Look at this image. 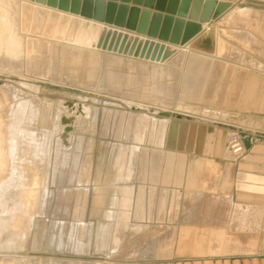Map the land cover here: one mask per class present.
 I'll return each instance as SVG.
<instances>
[{
  "label": "rangeland",
  "instance_id": "1",
  "mask_svg": "<svg viewBox=\"0 0 264 264\" xmlns=\"http://www.w3.org/2000/svg\"><path fill=\"white\" fill-rule=\"evenodd\" d=\"M30 6L23 0H0V264H135L152 249L161 250L165 237L178 235L181 227L166 222L187 221L191 211L186 206L196 199L177 192L174 209L151 210L149 217L143 192L136 195L127 184L121 195L115 188L123 160L131 159L123 171L128 179L140 144L163 142L171 117L160 116L161 111L226 122L237 119L232 112L241 100L236 92L239 88L242 93V78L264 79V0H219L216 24L202 30L209 29L217 50L215 43L212 54L188 43L165 60L156 44L144 47L130 38L132 34L126 40L109 36L110 28L125 34L109 24ZM14 33L25 45L16 53L6 48ZM256 90L258 96L243 107L245 114L255 111V118L244 115L239 120L246 128L264 132V84ZM87 99L92 100L89 111L64 124V108ZM176 106L183 109L176 111ZM22 125L39 137L48 134V150L24 156L11 146L23 169L10 172L8 141ZM68 125L72 130L66 132ZM8 173L14 176L6 189ZM34 180L41 191L32 202ZM220 201L216 205L228 208L201 212L224 223L232 211ZM192 213L198 215L199 210ZM143 219L144 225L135 221ZM4 223L9 224L5 230ZM7 227H12V236L3 234ZM227 237L231 247L235 238L231 232Z\"/></svg>",
  "mask_w": 264,
  "mask_h": 264
},
{
  "label": "crops",
  "instance_id": "2",
  "mask_svg": "<svg viewBox=\"0 0 264 264\" xmlns=\"http://www.w3.org/2000/svg\"><path fill=\"white\" fill-rule=\"evenodd\" d=\"M208 30L191 40L190 47L212 54L216 44L217 50V41L211 39ZM242 81V93L239 88L236 92L241 100L232 112L237 118L234 122L209 120L197 114L171 117L166 121L167 136L161 144H140L134 173L128 179L123 171H127L131 159L127 156L123 160L115 188L121 195L122 186L127 184L136 195L143 192L142 204L149 217L151 210L174 209L177 192L190 194V201L196 199L186 206L191 211L187 221L166 222L181 227L178 235L165 237L161 250L159 246L152 249L150 256L141 255L135 264H264V214L255 210H264V132L246 128L239 120L244 115L255 118V111L245 114V109L258 96L256 87H261L264 79L245 75ZM234 129L247 136L246 151L238 157L227 150L226 136ZM218 201L227 203L232 211L227 222H215L218 218L213 214L201 212L228 208L216 205ZM198 210V215L192 213ZM145 219L135 221L144 225ZM230 232L235 238L231 247L227 242Z\"/></svg>",
  "mask_w": 264,
  "mask_h": 264
},
{
  "label": "water",
  "instance_id": "3",
  "mask_svg": "<svg viewBox=\"0 0 264 264\" xmlns=\"http://www.w3.org/2000/svg\"><path fill=\"white\" fill-rule=\"evenodd\" d=\"M64 11L93 18L96 21L127 28L137 34L152 38L150 41L134 37L135 42L146 47L155 44L160 47V57L165 60L175 54L178 49L175 45L184 46L198 36L204 23L211 22L218 10V0H31ZM101 27L99 26L98 32ZM109 36L117 35L123 40L129 34L118 33L109 29ZM129 37V36H128ZM170 43L171 45H166ZM72 105V103H70ZM164 117L183 118L181 114L169 111L159 113ZM190 117V116H188ZM73 117H63L65 124L72 123ZM72 126L66 127V132Z\"/></svg>",
  "mask_w": 264,
  "mask_h": 264
},
{
  "label": "bare ground",
  "instance_id": "4",
  "mask_svg": "<svg viewBox=\"0 0 264 264\" xmlns=\"http://www.w3.org/2000/svg\"><path fill=\"white\" fill-rule=\"evenodd\" d=\"M23 2H25L26 4H30L31 6L33 5L34 7H39V8H42V9H45V10H48V11H54V12H57L58 14H60V16L61 15H67L69 18H78V19H84V18H87V17H84V16H82V15H78V14H75V13H72V12H70V11H64V10H61V9H59V8H55V7H51V6H48L47 4H42V3H38V2H36V1H31V0H23ZM29 6V5H28ZM27 6V7H28ZM30 6V7H31ZM21 8V7H20ZM30 9V8H29ZM21 10V9H20ZM36 10V9H35ZM38 11H39V9H37ZM37 11V12H38ZM35 13V12H34ZM40 13H41V11H40ZM39 13V14H40ZM43 13H45L46 14V11H44ZM37 14V13H36ZM38 14V15H39ZM53 14V13H52ZM41 15H42V13H41ZM46 16V15H45ZM38 17V16H37ZM49 17V16H48ZM46 17H44V19H45ZM39 19H41V18H39ZM64 19V18H63ZM62 19V20H63ZM78 19H76L77 20V22H79V20ZM90 19V18H89ZM56 20V19H55ZM24 21V20H23ZM52 21V20H51ZM68 21V20H67ZM46 22V21H45ZM56 22V21H55ZM58 22V21H57ZM65 23L64 24H66V20L64 21ZM77 22H75V23H77ZM41 23V22H40ZM53 23V22H52ZM24 24V23H23ZM54 24V23H53ZM58 24V23H57ZM81 24V23H80ZM214 24H216V20L215 19H213L211 22H209V23H204L203 24V26H204V28L205 27H207V26H211V25H214ZM48 25V24H47ZM55 25V24H54ZM69 25V24H68ZM70 25H71V23H70ZM110 25V24H109ZM23 26V25H22ZM49 26V25H48ZM60 26V25H59ZM75 26V25H74ZM78 26V25H77ZM77 26H75V29H76V27ZM111 26H113V27H115L116 29H118V30H120V32H123V33H128V34H132V35H138V36H142V37H144V38H146V39H151V40H153L152 38H148L147 36H143V35H140V34H137L136 32H134V31H130V30H128L127 28H121V27H117V26H115V25H111ZM20 27V26H19ZM28 27V26H27ZM64 27L65 26H63V29H64ZM73 27V26H72ZM16 28V27H15ZM55 28V27H54ZM71 28V27H70ZM78 28V27H77ZM10 29V28H9ZM11 29H12V27H11ZM19 29V28H18ZM45 29V28H44ZM56 29V28H55ZM74 29V30H75ZM53 30V29H52ZM57 30V29H56ZM203 30V29H202ZM9 31V30H8ZM16 30H14V32H15ZM64 31V30H63ZM68 31V30H67ZM71 30H69V33L71 34V32H70ZM13 32V31H12ZM41 32V31H40ZM40 32H39V34H40ZM50 32H51V29H50ZM60 32H62V31H60ZM65 32H66V30H65ZM74 32V31H73ZM62 33H64V32H62ZM62 33L60 34V33H58L59 35H62ZM68 33V32H67ZM17 34H19V33H17ZM30 34V33H29ZM32 34V33H31ZM57 34V35H58ZM73 34H75V33H73ZM12 35V34H11ZM14 36H12V39L10 40L9 39V37H8V39H9V46L7 45L6 46V48L8 47V50H11L10 52H12V51H14L15 53H16V49L20 46V44L22 45V40L20 39V41H19V39L18 38H16V36H15V33L13 34ZM58 35V36H59ZM76 35V34H75ZM1 36V35H0ZM10 36V35H9ZM38 36V35H37ZM67 36V35H66ZM69 36V35H68ZM19 37V36H18ZM47 37V36H46ZM50 37H51V34H50ZM63 37V36H62ZM61 37H59V39H60ZM7 39V38H6ZM8 39L6 40V41H8ZM51 39V38H50ZM54 39L56 40V36H54ZM58 39V38H57ZM143 39V38H142ZM1 40L2 39H0V42H1ZM63 40V39H62ZM71 39H69V41L66 39V41H68V42H72L73 43V41H74V38H73V41H70ZM29 41V40H28ZM29 42H31V40L29 41ZM41 42H42V40H41ZM67 42V43H68ZM24 43V42H23ZM28 43V42H27ZM64 43V42H63ZM66 43V42H65ZM1 44V43H0ZM69 44V43H68ZM30 45V44H29ZM166 45H171L170 43H166ZM187 45L188 44H186V45H184V46H181V45H179V46H177V45H175V47H181V48H183V47H187ZM1 46V45H0ZM25 45H22V47H24ZM37 46V45H36ZM4 47H5V44H4ZM4 47H3V49H4ZM41 47V46H40ZM39 47V48H40ZM46 47V46H45ZM54 47V46H53ZM90 47V46H89ZM26 48V47H25ZM44 49V48H43ZM18 50L19 51H21L19 48H18ZM24 49H22V51H23ZM66 50V48L64 49V51ZM18 51V52H19ZM35 51V50H34ZM39 51H40V49H39ZM48 51H49V49H48ZM58 51V50H57ZM4 52H6V51H4ZM14 52H13V54H14ZM25 52V51H24ZM43 52V51H42ZM45 53V52H44ZM60 53V52H59ZM91 53V52H90ZM8 54H10V53H8ZM7 54V55H8ZM4 55V54H3ZM17 55H19V54H17ZM38 55V54H37ZM49 55V54H48ZM12 56V55H11ZM22 56H24V54L22 55ZM53 56V55H52ZM69 56V55H68ZM9 57H10V55H9ZM55 57V56H54ZM66 57V56H65ZM13 58H14V56H13ZM18 58V57H17ZM81 58V57H80ZM22 59V58H21ZM56 59V58H55ZM75 59V58H74ZM82 60V59H81ZM29 61H30V59H29ZM34 61H35V59H34ZM38 61V60H37ZM75 61V60H74ZM44 62H45V60H44ZM91 62V61H90ZM91 64V63H90ZM53 66V65H52ZM92 71V70H91ZM95 72V71H94ZM92 73V72H91ZM95 75V74H94ZM90 77V76H89ZM93 78V77H92ZM94 79V78H93ZM12 96V95H11ZM14 100V99H13ZM25 101V100H24ZM68 102H70V101H68ZM91 102H92V100H90V99H87V100H85V101H83V102H78V103H76V107H70V106H66L65 108H64V115L66 116V117H73V120L75 119V117H77V114H82V113H86V112H88L89 111V108L91 107L90 105H91ZM31 103V102H30ZM29 104V103H28ZM32 104V103H31ZM68 105V104H67ZM31 106V105H30ZM72 106V105H71ZM76 108V109H75ZM27 109V108H26ZM182 110L183 108H181L180 106H176L175 107V110L177 111V110ZM27 111V110H26ZM74 111V112H73ZM166 111V110H165ZM161 112H163V111H161ZM169 112H172L173 114H174V112L173 111H169ZM31 114H32V110H31ZM30 114V117L32 116ZM175 114H180V113H175ZM63 115V116H64ZM83 115V114H82ZM182 115V114H181ZM24 116H25V114H24ZM25 118V117H24ZM73 120H72V122H73ZM65 124V123H64ZM27 126V125H26ZM26 126H24V125H22V126H19L18 128H17V126H16V128H17V131L15 132V137L13 138V139H11V140H7L8 141V148H7V152H6V156H7V158H10L11 160H13L12 162V164L10 165V164H8L7 165V167L9 166V171L10 172H13L14 170L13 169H15V170H22L23 169V165L18 161V160H21L20 158H18V153H15V154H13V152L11 151V146H14V147H17L16 149L17 150H21V152H24L23 154H24V156H26V154H27V152L28 153H31V152H35V153H37V151H47L48 150V139H49V137H48V134H44L43 133V135L44 136H41V137H39L37 134H36V132H34L33 130H31V129H29L28 127H26ZM50 133V132H49ZM10 135V134H9ZM12 137V136H11ZM8 138V137H7ZM9 139H10V136H9ZM60 140V139H59ZM61 141V140H60ZM7 145V144H6ZM42 154V153H41ZM31 155V154H30ZM20 157V156H19ZM42 157V156H41ZM38 161V160H37ZM17 162H19V163H17ZM15 163H16V168L14 167V165H15ZM24 167H25V165H24ZM14 174H15V172H14ZM14 174L13 173H8V178H7V182H6V184H7V187H6V189L7 188H9V183H10V181L12 180V177L14 176ZM33 175H34V173H33ZM34 179H35V176L33 177ZM41 179V178H40ZM2 187V186H1ZM24 187H25V185H24ZM40 188H41V186H40ZM26 189H28V188H26ZM29 190V189H28ZM38 190L39 191H41V189H39V181H37V180H34L33 182H32V184H31V186H30V195H31V198H30V200L33 202V201H36L37 200V198H39V192H38ZM1 191V190H0ZM6 192V191H5ZM30 197V196H29ZM4 198V197H3ZM35 204V203H34ZM33 204V205H34ZM28 205H29V201H28ZM27 207V206H26ZM33 208V207H32ZM1 210V209H0ZM21 210H22V208H21ZM5 211V210H4ZM11 211V210H10ZM19 211H20V209H19ZM28 211H29V209H28ZM2 213V212H1ZM4 213V212H3ZM7 213V212H6ZM28 214H30V213H28ZM1 216V215H0ZM16 216H17V214H16ZM21 216V215H20ZM24 216V215H23ZM23 216H22V218H23ZM26 216H27V214H26ZM25 216V217H26ZM10 217V216H9ZM2 218H3V216H2ZM1 218V219H2ZM18 218V217H17ZM7 218H5V220H6ZM4 220V219H3ZM8 220V219H7ZM19 220V219H18ZM2 221V220H1ZM16 221H17V219H16ZM15 222V221H14ZM19 223H20V221H19ZM6 225L7 224H5L4 223V225L3 226H5L4 227V230H5V228H6ZM8 227H9V224L7 225ZM17 226V225H16ZM2 227V226H1ZM8 227H7V232H5L4 230H3V232H5V233H3L4 235L6 234V233H9L10 234V236H12V233H13V229L11 230V228L12 227H10V229H8ZM18 227V226H17ZM39 227V226H38ZM3 229V228H2ZM1 229V230H2ZM15 229V228H14ZM0 230V231H1ZM15 233V232H14ZM127 233V232H126ZM132 234V233H131ZM1 235V234H0ZM4 236L2 235V238H3ZM7 237H8V234H7ZM10 238V237H9ZM6 238H4V240H5ZM9 240V239H8ZM59 244V243H58ZM8 263V262H7ZM12 264V263H11Z\"/></svg>",
  "mask_w": 264,
  "mask_h": 264
},
{
  "label": "built area",
  "instance_id": "5",
  "mask_svg": "<svg viewBox=\"0 0 264 264\" xmlns=\"http://www.w3.org/2000/svg\"><path fill=\"white\" fill-rule=\"evenodd\" d=\"M246 135L240 129L230 132L227 140V150L235 157L242 155L246 151Z\"/></svg>",
  "mask_w": 264,
  "mask_h": 264
}]
</instances>
